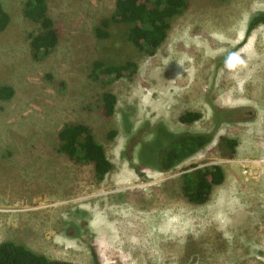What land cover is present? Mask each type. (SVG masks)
<instances>
[{"label": "rangeland", "instance_id": "1", "mask_svg": "<svg viewBox=\"0 0 264 264\" xmlns=\"http://www.w3.org/2000/svg\"><path fill=\"white\" fill-rule=\"evenodd\" d=\"M1 1L11 21L0 32V85L15 92L0 100V243L75 264H95L94 252L101 264H264V23L247 34L264 0H192L153 56L125 45L120 26L96 36L117 0H47L60 40L42 59L32 55L39 26L26 0ZM125 59L137 64L132 76H92L95 62ZM106 91L118 99L111 118L100 109ZM220 108L252 117L214 130ZM188 111L202 116L183 123ZM69 122L87 123L105 146L114 168L102 181L59 151ZM162 127L215 139L161 171L140 153L151 140L162 149ZM223 137L237 141L232 158L220 154ZM213 165L223 182L191 202L182 175Z\"/></svg>", "mask_w": 264, "mask_h": 264}, {"label": "trees", "instance_id": "2", "mask_svg": "<svg viewBox=\"0 0 264 264\" xmlns=\"http://www.w3.org/2000/svg\"><path fill=\"white\" fill-rule=\"evenodd\" d=\"M192 0H117L116 9L111 17L104 18L95 27V34L106 40L113 33L112 27L120 26L126 34V44L145 56H153L166 40L174 17L183 14ZM24 15L38 24L39 32L31 35L32 55L36 59L48 56L58 45L59 29L49 14L47 0H26ZM11 16L0 0V32L6 30ZM264 23V11L256 13L249 21L247 34ZM122 25V26H121ZM123 61V62H122ZM137 64L130 59L117 62L99 60L94 64L93 77L102 82H112L124 76H132ZM101 78V79H100ZM14 89L9 85H0V100L7 101L14 96ZM117 96L111 92L103 93L100 109L106 118L116 112ZM201 113L188 111L181 115L183 123H193L201 118ZM159 134L166 142L162 149H157L153 140L145 142L141 153V163L161 171H169L190 157L206 149L214 142V132L174 133L160 128ZM59 151L75 165L92 166L98 181L113 170L114 163L109 158L105 146L100 143L92 128L85 122L66 123L58 134ZM237 141L223 137L218 143L220 154L233 157ZM150 160L153 163H150ZM144 165V166H145ZM135 169L142 170L135 166ZM184 195L194 203L208 201L213 186L224 180V172L219 165L194 168L182 175ZM95 264H101L96 253ZM0 264H75L70 261L53 259L36 252L26 244L11 240L0 243Z\"/></svg>", "mask_w": 264, "mask_h": 264}, {"label": "flooded vegetation", "instance_id": "3", "mask_svg": "<svg viewBox=\"0 0 264 264\" xmlns=\"http://www.w3.org/2000/svg\"><path fill=\"white\" fill-rule=\"evenodd\" d=\"M245 108H220L215 110L214 114V127L212 129H222L223 124H228L231 122H238L247 119L248 117H252V112H246ZM248 113V114H246ZM197 121V120H196ZM222 155V154H221ZM224 156V155H222ZM232 158V157H231Z\"/></svg>", "mask_w": 264, "mask_h": 264}]
</instances>
